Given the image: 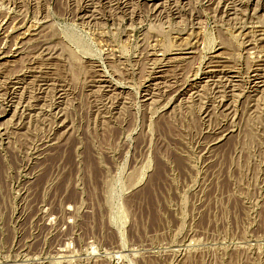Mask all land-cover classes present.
Masks as SVG:
<instances>
[{"label": "rangeland", "instance_id": "1", "mask_svg": "<svg viewBox=\"0 0 264 264\" xmlns=\"http://www.w3.org/2000/svg\"><path fill=\"white\" fill-rule=\"evenodd\" d=\"M0 264H264V0H0Z\"/></svg>", "mask_w": 264, "mask_h": 264}]
</instances>
